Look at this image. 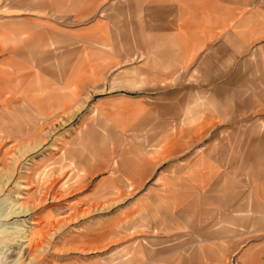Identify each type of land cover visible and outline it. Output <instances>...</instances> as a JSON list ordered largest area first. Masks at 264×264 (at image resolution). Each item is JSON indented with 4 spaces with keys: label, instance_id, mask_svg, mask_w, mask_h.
Instances as JSON below:
<instances>
[{
    "label": "rangeland",
    "instance_id": "1",
    "mask_svg": "<svg viewBox=\"0 0 264 264\" xmlns=\"http://www.w3.org/2000/svg\"><path fill=\"white\" fill-rule=\"evenodd\" d=\"M76 3L0 0V72L24 86L12 90L29 95L33 84L31 95L42 102L47 94L50 115L24 102L12 115L3 107L9 95H0V264H264V115L244 120L239 151H225L235 135L220 132L218 118H204L219 114V103L197 90L196 117L173 122L178 87L166 75L148 80L138 61L127 70L84 71L99 84L79 93L66 84L70 72L53 70L60 85L51 88V79L28 78L27 64L13 55L27 51V34L17 41L18 30L38 25L34 16L44 14L42 25L61 37L95 0ZM153 82L163 85L148 87ZM178 125L212 129L175 136ZM173 142L195 143V150L180 153ZM225 152L239 165L223 166ZM191 155L196 164L187 166Z\"/></svg>",
    "mask_w": 264,
    "mask_h": 264
},
{
    "label": "crops",
    "instance_id": "2",
    "mask_svg": "<svg viewBox=\"0 0 264 264\" xmlns=\"http://www.w3.org/2000/svg\"><path fill=\"white\" fill-rule=\"evenodd\" d=\"M89 1L76 0V6L82 8ZM91 6L92 10L88 7L82 13H75V28L61 37L51 35L48 27L42 25L44 14L33 15L37 22L42 21L38 25L29 22L26 29L18 30L17 41L27 34V51L13 55L27 64L23 70L28 78L36 73L47 81L53 76V70L60 71L59 76L62 71L70 72L73 81L66 84L75 86L79 93L81 87L99 84L94 76L84 71L110 70L120 64L127 70L126 66L138 61L139 71L150 73L148 80L153 79L152 74L157 80H163L166 75V79H172L170 85L178 87L177 90L173 88L171 95L173 122L196 117L191 104L194 106L197 90L204 95L210 94V102L219 103L220 111L214 116L205 114L204 118L210 121L212 117L218 118L222 125H229L219 126L220 132L225 130L235 135L233 144L225 147L223 144V150L239 151L242 122L255 114L264 115V0H95ZM51 46L55 49L49 50ZM90 58L92 61L88 62ZM148 60L151 61L149 67ZM11 69L14 74L18 72L14 66ZM182 71L186 77L176 80ZM8 72H0L5 81H0V95L3 98L9 95L2 101L3 107L14 115L18 104L24 102L29 110L48 118L47 94L41 92L42 102L37 94L31 95L33 84L28 85L29 95L22 90H12V87L24 86L7 79ZM55 85H60L56 78L47 82L46 87ZM153 85L159 87L163 82L161 85L148 83V87ZM204 101L208 103V98ZM157 105L162 117L165 113L163 103ZM211 129L178 125L173 127L172 134L195 136L209 134ZM172 149L191 152L195 150V143L173 142ZM232 156L225 152L220 157L225 161L223 166L239 165V159L235 161ZM195 158L188 157L187 166L195 165ZM238 174H235L237 179ZM106 192L110 190L107 188ZM190 219L188 215V223ZM92 241V238L85 241L84 246H92Z\"/></svg>",
    "mask_w": 264,
    "mask_h": 264
},
{
    "label": "bare ground",
    "instance_id": "3",
    "mask_svg": "<svg viewBox=\"0 0 264 264\" xmlns=\"http://www.w3.org/2000/svg\"><path fill=\"white\" fill-rule=\"evenodd\" d=\"M21 211H22V213H24V214L29 212V211L24 210V209H22ZM13 215H16V214L12 211V213L7 214V215L5 216V218H9V217H11V216H13ZM17 215H18V213H17ZM3 217H4V216H3ZM11 236H13V234H11Z\"/></svg>",
    "mask_w": 264,
    "mask_h": 264
}]
</instances>
